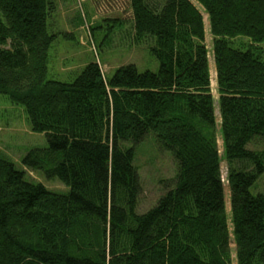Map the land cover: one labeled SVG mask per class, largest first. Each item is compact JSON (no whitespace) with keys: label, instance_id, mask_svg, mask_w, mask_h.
<instances>
[{"label":"trees","instance_id":"1","mask_svg":"<svg viewBox=\"0 0 264 264\" xmlns=\"http://www.w3.org/2000/svg\"><path fill=\"white\" fill-rule=\"evenodd\" d=\"M195 1L212 37L236 264H264V196L250 192L264 150L247 148L264 140V0ZM128 4L158 70L127 64L106 77L92 61L61 81L48 78L51 2L0 0V94L48 143L22 164L68 189L0 157V264H232L203 15L190 0ZM149 133L176 171L139 213L133 161Z\"/></svg>","mask_w":264,"mask_h":264},{"label":"rangeland","instance_id":"2","mask_svg":"<svg viewBox=\"0 0 264 264\" xmlns=\"http://www.w3.org/2000/svg\"><path fill=\"white\" fill-rule=\"evenodd\" d=\"M48 1L52 7L47 18V28L55 35L48 50V78L72 80L92 61L101 66L106 77H111L118 67L127 64H134L139 72L158 70L159 62L150 52L152 39L145 37L138 43L135 40L128 0ZM190 1L203 15L205 43L209 49L210 87L215 103V127L211 132L220 155V176L228 214L231 259L232 264H236L227 182L229 165L223 155L216 75L211 51L212 37L206 13L195 0ZM240 41L247 43L246 39ZM261 46L264 52V43ZM47 145L44 133L31 131L24 108L11 102L7 95L0 94V157L12 161L18 170L24 172L28 180L41 182L51 191L66 193L67 187L58 179H47L42 171L27 168L22 164V158L28 151L44 149ZM124 145L129 146L128 143ZM247 148L262 151L264 140L254 139L248 143ZM133 164L138 170L142 186L136 207V211L141 213L156 203L165 186L174 177L176 164L168 151L157 146L155 137L150 133L135 146ZM250 192L264 196V172L257 177Z\"/></svg>","mask_w":264,"mask_h":264}]
</instances>
